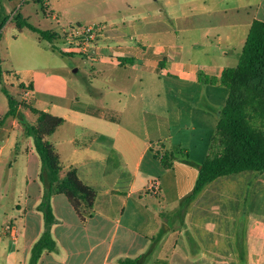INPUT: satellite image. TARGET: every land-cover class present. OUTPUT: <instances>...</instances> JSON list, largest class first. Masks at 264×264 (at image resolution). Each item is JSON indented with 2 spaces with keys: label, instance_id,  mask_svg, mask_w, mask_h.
<instances>
[{
  "label": "crops",
  "instance_id": "1",
  "mask_svg": "<svg viewBox=\"0 0 264 264\" xmlns=\"http://www.w3.org/2000/svg\"><path fill=\"white\" fill-rule=\"evenodd\" d=\"M200 1H188L190 12L175 16L168 11L173 27L165 22L153 26L149 14L122 18L128 35L105 20L94 44L101 41L95 49L103 54L91 64L99 86L89 85L104 99L96 106L120 120L95 117L84 108L70 110L69 121L78 131L69 138L65 167L76 169L97 197L81 216L66 195L53 194L56 248L44 251L38 264H123L126 259L135 264H264V173L217 179L183 204L209 155L228 96L225 87L200 82L198 75L220 77L225 68L235 67L231 51L239 62L251 24L264 21V0L252 15L248 5L214 10L199 6ZM197 19L214 25H198ZM142 20L151 26L147 31L134 29ZM32 77L5 75L1 80L11 94ZM89 132L92 138L83 140ZM54 146L65 164L66 156ZM166 152L173 154L170 167L157 156ZM26 164L27 169L34 165L27 181L34 188L27 191L24 204L15 205L21 227L16 236L2 227L0 264H29L45 230L38 210L41 162L34 145Z\"/></svg>",
  "mask_w": 264,
  "mask_h": 264
},
{
  "label": "rangeland",
  "instance_id": "2",
  "mask_svg": "<svg viewBox=\"0 0 264 264\" xmlns=\"http://www.w3.org/2000/svg\"><path fill=\"white\" fill-rule=\"evenodd\" d=\"M167 1L0 0V11L7 18L0 38V76L3 78L5 75L13 74L22 78L28 73H32L33 76L29 84H21L24 89L21 86L10 89L11 95L18 102V116L7 118L5 115L9 109L8 98L2 91L5 86L0 78V233L7 225H12L20 231V214L15 205L17 202L24 204L27 191H32L34 188L32 183L30 187L27 183L29 171L34 173V165L27 169L28 164H26V157L33 141L26 136L24 129L26 125L37 122V115L31 110L47 111L64 119V123L49 137V140L66 156L61 172V176H65L67 172L65 165L69 164V138L78 131L73 129L69 121L70 110L75 108L86 110L88 107H98L96 106L98 103L104 102L98 89H93L89 85L93 83L95 88L99 86L97 75L92 73L91 64L94 61L89 55L65 52L67 43L64 38H57L52 42L43 40L27 27L20 28L17 18L21 17L39 29L57 34V37L65 35L67 31L70 33L87 27L102 29L105 20L116 23L123 30L125 27L123 29L121 27L122 18L126 20L133 16L142 18L145 14H149L148 18L153 26H160L163 25L162 22H165L173 27L176 24L172 21L173 16L168 13L173 12L176 16L190 12L191 6L189 0H171L172 4H167ZM202 3L208 4L214 10L248 5L253 9L250 12L252 15L259 0H202L198 2V5L201 6ZM196 23L207 27L214 25L213 22H207L205 19H197ZM134 27L142 32L147 31V28L151 26L142 20L137 21ZM101 31L97 33L93 41L94 49L101 43L99 40L94 46ZM124 32L131 34L128 33V29ZM124 37L126 38L125 35ZM109 38L107 42L112 45L114 39ZM241 48V45H238V49ZM236 53L231 51V66H236L238 62L234 61L237 59ZM102 54L95 49L96 59H99ZM27 90H30L32 95L25 99L24 93ZM91 138L89 132V134L85 133L83 140ZM165 146L170 148L168 144ZM159 150L161 151V148ZM231 176L236 174L219 179L228 181ZM179 206L182 207V204L179 203ZM4 209L6 215H4ZM3 226L5 227L2 229ZM1 264L7 263L2 261Z\"/></svg>",
  "mask_w": 264,
  "mask_h": 264
},
{
  "label": "trees",
  "instance_id": "3",
  "mask_svg": "<svg viewBox=\"0 0 264 264\" xmlns=\"http://www.w3.org/2000/svg\"><path fill=\"white\" fill-rule=\"evenodd\" d=\"M6 21L7 18L0 11V38ZM17 23L20 28L27 27L37 33L43 40L52 42L57 38L65 39L64 35L57 37V34L39 29L21 17L17 18ZM198 79L206 84L225 87L228 96L220 114L209 155L202 164L193 191L184 199L183 204L190 202L206 186L221 177L242 172L264 173V21L254 20L251 24L237 66L225 68L220 77L208 76L201 72ZM2 91L8 98L9 109L6 118L17 117L18 102L6 88L3 87ZM31 111L37 115V122L26 125L24 129L26 136L33 140L39 156V179L44 186L38 210L43 213L45 230L33 246L29 261V264H38L44 251H53L56 248L51 235V227L55 222L51 207L53 194L66 195L76 211L84 216L92 209L97 191L84 184L74 168L68 169L66 175L61 176V158L49 137L64 123V119L38 109ZM86 112L113 122L120 120L112 111L100 107H88ZM157 156L165 167L171 166V152L162 155L157 153ZM123 264H135V260L126 259Z\"/></svg>",
  "mask_w": 264,
  "mask_h": 264
},
{
  "label": "built area",
  "instance_id": "4",
  "mask_svg": "<svg viewBox=\"0 0 264 264\" xmlns=\"http://www.w3.org/2000/svg\"><path fill=\"white\" fill-rule=\"evenodd\" d=\"M101 29H96L94 27H87L86 29L82 30H76L69 33V31L65 32V39L64 41L67 43V46L65 47V52L68 53H85L90 56V59L93 61H96L95 57V49L92 47L93 41L96 39L97 33H99ZM75 34V35H74ZM90 48V50L88 49ZM92 48V49H91ZM10 77H17V75H7ZM28 86V85H26ZM30 87V85L28 86ZM27 88V87H26ZM25 99H28L31 97V91L27 90L25 93ZM151 189L153 191H157L158 188L156 185H152ZM5 231L9 232L11 235L16 236L17 229L12 225H7L5 227Z\"/></svg>",
  "mask_w": 264,
  "mask_h": 264
}]
</instances>
